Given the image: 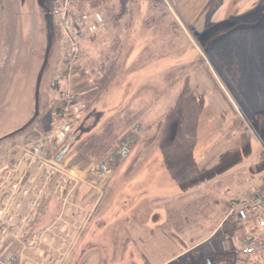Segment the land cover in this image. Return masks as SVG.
I'll list each match as a JSON object with an SVG mask.
<instances>
[{"label":"rangeland","instance_id":"1","mask_svg":"<svg viewBox=\"0 0 264 264\" xmlns=\"http://www.w3.org/2000/svg\"><path fill=\"white\" fill-rule=\"evenodd\" d=\"M223 1H85L86 8L103 11L110 29L82 41L83 74L73 71L71 87L84 100L87 117L68 141L62 162L77 178L95 166L97 175L84 179L96 177L106 188L113 170L105 164L113 163L112 156L121 159L114 152L127 136L138 139L115 169L113 191L94 217L74 222L72 264H207L208 258L214 264H251L236 254L242 231L231 210L264 181V10L237 15L243 18L235 27L203 43L199 34L223 14L217 10ZM26 9L18 0H0V153L5 155L15 153V142L27 136V127L21 128L34 115L47 45V10L38 0H27ZM53 27L40 87L39 117L46 131L66 50ZM67 86L60 80L62 90ZM105 129L111 130V142L104 151H97V140L88 153L79 150L81 140ZM77 197L80 193L69 201ZM62 221L66 227L68 219ZM65 245L60 242V249Z\"/></svg>","mask_w":264,"mask_h":264},{"label":"built area","instance_id":"2","mask_svg":"<svg viewBox=\"0 0 264 264\" xmlns=\"http://www.w3.org/2000/svg\"><path fill=\"white\" fill-rule=\"evenodd\" d=\"M85 1L50 0L54 21L66 45L62 68L56 74L58 83L62 79L70 82L75 69L81 72L78 59L82 40L108 31L103 13L98 9L85 8ZM59 100L60 105L52 113L55 119L52 131L32 146L24 147L15 165L6 167L7 175L0 179V192L4 193L0 202V246L11 229L14 236L19 237L37 216L51 177L50 169L54 166L47 150L51 147L57 149L63 144L84 117L86 104L72 90H60ZM27 163L34 165L40 176L33 174L28 178H16ZM232 212L242 227L238 255L264 264V182L236 201ZM44 240L46 237L41 233L32 244Z\"/></svg>","mask_w":264,"mask_h":264},{"label":"crops","instance_id":"3","mask_svg":"<svg viewBox=\"0 0 264 264\" xmlns=\"http://www.w3.org/2000/svg\"><path fill=\"white\" fill-rule=\"evenodd\" d=\"M190 0H182V2H186ZM205 1V0H199ZM118 3V2H117ZM120 3H122L120 1ZM263 0H224L220 3L217 10H221L223 14H221L216 22L212 25L219 24L221 22L230 20L234 17H239L237 15L240 14H247L250 15L254 13L256 10H264L262 6ZM116 4V3H115ZM239 14H235V13ZM232 14V15H231ZM247 15L245 17H247ZM239 20V18H238ZM209 26L206 27V29ZM89 39L88 41H90ZM42 137L41 130L38 128V125H34L32 128L27 130V136H23L21 140L15 142L13 151L18 152L23 145H31L34 142H37ZM53 150V149H52ZM49 148L47 150V156H54L57 152H52ZM7 153L5 155L4 152L0 153V179L6 176L7 171L5 170L7 165H12L15 162V159L18 153ZM129 158V157H128ZM64 165V166H63ZM63 166V168H62ZM57 167V166H56ZM67 168V169H66ZM35 166L32 164L27 163L25 168L20 170V172L15 176L16 178L25 177L28 178L31 175L35 174L38 177L40 176L37 174L35 170ZM59 171H61V175H66L71 177V181L67 188H63L62 180L60 174L55 172L53 181L51 182L45 197L42 200L40 212L38 215V223L34 227V229H39L40 227L43 229H48L50 232L48 244L43 243L42 247L38 249L30 248V252H27V247L24 245L25 242L19 243L16 241L7 240L2 252L0 253V264H6L7 261H4L7 257L10 256H17L19 259V264H72L73 256L75 252V242H73L74 238L77 235V228L74 226V222H78V224L84 219L83 217L87 216V219L91 220L95 212L97 211L102 199L105 197L106 194H109L113 191L111 186V181L116 174L113 170V173L108 174V177L105 179L107 180V187L104 188L100 185H97L96 177L92 178L91 181H87L89 178L84 179L85 176L88 174H96L95 166L89 165L87 169L79 171L78 178L74 176L77 171L73 169V167L69 168L67 162H63L61 165L57 167ZM110 171V170H109ZM69 174H68V173ZM81 173V174H80ZM115 173V174H114ZM97 175V174H96ZM87 177V176H86ZM90 177V176H89ZM100 178V177H99ZM75 180V182H74ZM95 182H93V181ZM84 192V194H82ZM80 193V197L76 198L73 202H70L69 199L72 195H77ZM87 193H92L90 197L83 199ZM3 192H0V202L3 197ZM96 196V197H95ZM26 205V204H25ZM26 206H24V209ZM63 218H67L66 227L63 223ZM69 219H71L69 221ZM66 224V223H65ZM73 227L70 229V227ZM68 231V233L72 234L71 239L72 243L71 248L67 245V238H69V234L66 233L64 238H60V234L64 231ZM66 242V247L64 250L60 249V242ZM29 250V249H28ZM28 253V254H27ZM6 254L5 258L3 256ZM49 254H54L56 257L53 259V256H49ZM30 255V256H29ZM39 259V262H36L33 258ZM4 259V260H3ZM50 260V263L48 262ZM54 262V263H52Z\"/></svg>","mask_w":264,"mask_h":264},{"label":"water","instance_id":"4","mask_svg":"<svg viewBox=\"0 0 264 264\" xmlns=\"http://www.w3.org/2000/svg\"><path fill=\"white\" fill-rule=\"evenodd\" d=\"M45 2H46V0H38L39 6L47 10L45 17H46L48 33H47V45H46V49H45V53H44V59H43V63L41 65V68L39 70L37 80H36V86H35V112H34L32 119L25 126H23V128H21V129H25L26 127H28V125H30V123L39 115L41 82L43 79V74L46 70L48 63H49V57H50V53H51V50L53 47V41H54L53 17H52V14L50 13V11L47 9ZM236 24H237V22H235L234 20L224 21V22H221L219 24H216L213 27H211V29L209 31L207 30L204 35L201 34L199 39L201 41H206V39L209 38L211 36V34L219 33L218 31L222 32V31L228 30V29L234 27ZM14 134H15V132L10 134L9 136H12ZM9 136H7V137H9ZM127 138H125V139H127ZM128 139L130 140V143L127 142V144L124 147L122 146V148L118 149L120 152L118 150H116L114 152L116 155L117 154L121 155V161L123 159H125V157L130 152V150H131L130 147L137 142V136H134L133 138H128ZM62 156H63V154L58 156L57 161H59L62 158ZM111 159L113 160V163H115V164L120 163V160L117 161L116 156H112Z\"/></svg>","mask_w":264,"mask_h":264},{"label":"trees","instance_id":"5","mask_svg":"<svg viewBox=\"0 0 264 264\" xmlns=\"http://www.w3.org/2000/svg\"><path fill=\"white\" fill-rule=\"evenodd\" d=\"M49 108H51L53 110L54 106L52 101L50 100L49 101ZM35 109V108H34ZM35 111V110H34ZM34 114V113H33ZM40 115H38L31 123L30 125L28 126V129L29 130L30 128H32L34 125H38V128L42 131V132H45L46 130L43 129V126H42V121H41V118L39 117ZM39 117V119L37 120V118ZM110 129L107 130H103L101 133L99 134H95V135H91L90 137L84 139V140H81L78 145H79V150L81 152H84V153H88L91 148L89 147V145H93L94 142L97 140L99 141L101 144H100V147L98 148V152L101 153L102 151H104L105 149H103L104 146H107L108 143L111 142V135H110ZM73 143V142H72ZM77 145V144H76ZM78 148V147H77ZM66 150H67V147H66Z\"/></svg>","mask_w":264,"mask_h":264},{"label":"flooded vegetation","instance_id":"6","mask_svg":"<svg viewBox=\"0 0 264 264\" xmlns=\"http://www.w3.org/2000/svg\"><path fill=\"white\" fill-rule=\"evenodd\" d=\"M18 1L20 2L21 6H23L24 10H27V9H26V3H27V0H18ZM210 29H211V27L208 28V29H206V30L209 31ZM208 39H209V38H207L206 41H203V43H207ZM80 128H81V127H80ZM80 128H79V129H80ZM127 137H128V138H131V136H127ZM127 137H126V138H127ZM128 138H127V139H124V141H122V146H123V147L127 144V142L130 143V140H129ZM118 151H119V150H118ZM119 152H120V151H119ZM116 153H117V152H116ZM206 263H207V264H214V263H215V259H214V258H212V259H209V258H208V259L206 260Z\"/></svg>","mask_w":264,"mask_h":264}]
</instances>
